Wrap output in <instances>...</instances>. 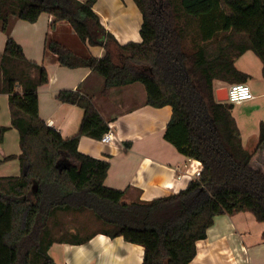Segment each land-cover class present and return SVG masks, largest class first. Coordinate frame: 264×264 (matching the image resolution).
Segmentation results:
<instances>
[{
  "label": "trees",
  "instance_id": "obj_1",
  "mask_svg": "<svg viewBox=\"0 0 264 264\" xmlns=\"http://www.w3.org/2000/svg\"><path fill=\"white\" fill-rule=\"evenodd\" d=\"M96 2L0 0L2 31L8 35L0 93L10 96L21 148V174L0 177V264H56L50 254L55 244L80 245L99 233L142 245V264H190L217 216L251 213L264 223V168L255 164L264 149V125L254 151L246 149L233 104L219 102L214 87L215 80L246 83L248 75L236 60L247 50L260 58L264 75V0H134L143 15L142 41L127 44L103 27ZM216 8L223 11L224 26L206 38L193 20ZM43 13L54 17L52 30L67 21L82 46L105 50L102 57L81 55L49 40L61 65L97 72L105 81L103 93L140 82L148 104L172 107L165 138L202 164L185 190L127 202L126 190L108 187L110 163L79 150L82 136L101 139L109 129L91 97L74 90L58 94L61 102L84 110L72 137L64 138L41 118L38 90L49 83V74L26 58L9 34V21L15 15L34 23ZM7 130L0 124V143Z\"/></svg>",
  "mask_w": 264,
  "mask_h": 264
},
{
  "label": "crops",
  "instance_id": "obj_2",
  "mask_svg": "<svg viewBox=\"0 0 264 264\" xmlns=\"http://www.w3.org/2000/svg\"><path fill=\"white\" fill-rule=\"evenodd\" d=\"M93 9L103 27L119 43L142 41L143 15L134 0H97ZM222 12L213 9L208 16L193 20V25H200L208 38L224 26ZM53 19L51 14L43 13L34 23L15 15H11L9 21V34L22 46L26 58L43 66L49 74V83L38 90L41 118L47 124L53 121L50 127L64 138L72 137L79 132L84 110L78 105L61 102L58 94L62 90H74L91 97L103 119L112 125L114 140L103 143L101 139L82 136L79 150L110 163L105 181L108 187L126 190L127 202L151 201L185 190L197 178L192 162L200 161L187 158L165 138L173 115L172 107L148 104L145 86L140 82L113 87L103 93L105 81L97 72L87 67L61 65L57 55L47 46L49 40L61 41L81 55L102 57L105 50L102 46H82L67 21L59 22L57 29L52 30ZM7 37L0 21V60ZM236 66L248 75L246 83L255 97L233 104L232 114L244 147L254 151L261 125H264L263 63L255 52L247 50L237 58ZM223 84L230 85L214 81V86ZM22 92V87L17 86L16 93ZM0 124L8 128L0 143V177L19 176L20 135L12 126L10 96L6 93H0ZM9 156L16 157L6 160ZM255 164L264 168V149L255 156ZM237 216L242 214L215 218L207 238L198 242L197 256L190 264H264V228L257 239H252L250 230L239 226ZM50 254L56 264H142L145 248L122 236L112 238L99 233L84 244H55Z\"/></svg>",
  "mask_w": 264,
  "mask_h": 264
},
{
  "label": "built area",
  "instance_id": "obj_3",
  "mask_svg": "<svg viewBox=\"0 0 264 264\" xmlns=\"http://www.w3.org/2000/svg\"><path fill=\"white\" fill-rule=\"evenodd\" d=\"M253 91L249 84L247 83H233L227 87V102L230 104H240L249 100L254 99ZM53 121H49L48 125L51 126ZM112 125L109 126L108 131L103 135L101 141L103 143H109L114 140V131L112 130ZM201 162H192V168L199 177L202 171Z\"/></svg>",
  "mask_w": 264,
  "mask_h": 264
},
{
  "label": "rangeland",
  "instance_id": "obj_4",
  "mask_svg": "<svg viewBox=\"0 0 264 264\" xmlns=\"http://www.w3.org/2000/svg\"><path fill=\"white\" fill-rule=\"evenodd\" d=\"M194 24V23H193ZM228 84L214 86L215 89L227 88ZM242 216H237V222L242 229L250 230L252 239H257L260 236L261 230L264 228V223H259L255 220L251 213H241Z\"/></svg>",
  "mask_w": 264,
  "mask_h": 264
},
{
  "label": "water",
  "instance_id": "obj_5",
  "mask_svg": "<svg viewBox=\"0 0 264 264\" xmlns=\"http://www.w3.org/2000/svg\"><path fill=\"white\" fill-rule=\"evenodd\" d=\"M216 98L219 102H226L227 101V88L217 89Z\"/></svg>",
  "mask_w": 264,
  "mask_h": 264
}]
</instances>
